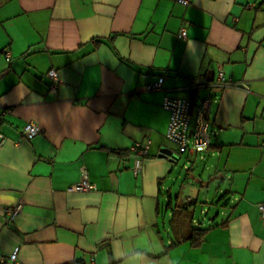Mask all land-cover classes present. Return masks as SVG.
I'll use <instances>...</instances> for the list:
<instances>
[{
  "label": "crops",
  "instance_id": "1",
  "mask_svg": "<svg viewBox=\"0 0 264 264\" xmlns=\"http://www.w3.org/2000/svg\"><path fill=\"white\" fill-rule=\"evenodd\" d=\"M219 70L246 87L214 93L211 147L182 156L205 160L203 181L222 174L232 199L199 222V191L184 179L190 195L173 198L179 161L158 157L161 102ZM0 74V264L16 246V264H264V0H0ZM147 140L135 176L131 146ZM82 166L95 187L74 191Z\"/></svg>",
  "mask_w": 264,
  "mask_h": 264
},
{
  "label": "built area",
  "instance_id": "2",
  "mask_svg": "<svg viewBox=\"0 0 264 264\" xmlns=\"http://www.w3.org/2000/svg\"><path fill=\"white\" fill-rule=\"evenodd\" d=\"M187 5L189 0H177ZM178 37H186V29L181 27ZM6 59L10 53L5 52ZM50 80V89L56 90L60 84L58 71L50 68L47 71ZM164 75H156L146 88L148 90H161L163 88ZM246 87L244 82L234 83L228 79L221 70L218 71L215 79L204 77L191 78L188 84L180 88L186 92L184 96L164 95L161 106L168 113V124L165 136L175 145V149L168 148L169 153H164L165 158L172 163L179 161L182 155L193 156L200 155L207 151L212 144V138L218 133L210 126V115L212 105L215 102L214 93L225 87ZM206 90L207 94H202ZM40 132V128L33 122H27L21 127V134L25 138H32ZM149 141L145 143H135L131 150L136 153L135 163L132 172L137 176L143 167V158L149 153ZM81 178L73 186L74 191H89L95 186L89 181L88 172L85 166L81 167ZM22 208L21 203L5 208L7 220H14ZM261 216L264 217V203L258 204ZM18 250L16 246L6 257L2 258V263L16 264L18 261Z\"/></svg>",
  "mask_w": 264,
  "mask_h": 264
},
{
  "label": "rangeland",
  "instance_id": "3",
  "mask_svg": "<svg viewBox=\"0 0 264 264\" xmlns=\"http://www.w3.org/2000/svg\"><path fill=\"white\" fill-rule=\"evenodd\" d=\"M167 145L170 148L175 149V145L172 142L168 141ZM201 155L205 156V152L201 153ZM185 164L188 168H192L190 172H187L188 170L186 167H183ZM204 165L205 160L202 161L199 157H197L193 164H190V161L186 160L185 156H182L179 159V162L174 165L173 180L168 184V186L171 187V194L173 198L178 195L182 202H184L186 197L191 193V190H189V187L185 184L184 179L186 182L192 184V188H196V190L199 191L197 196L198 203L194 211V216L199 222H202V220H204L207 216L210 218L218 211H224V209L227 208V206H225L224 199L225 201H228V204L230 203V199H232V197H223V192L225 190L224 186L221 184V180L211 181L209 185L202 187L200 184L195 183L194 180L187 177L189 173L199 176L204 169ZM178 175L180 176L179 178H177ZM196 195L197 194L195 193V197ZM208 221L209 219L205 222ZM200 224L202 225V223Z\"/></svg>",
  "mask_w": 264,
  "mask_h": 264
},
{
  "label": "trees",
  "instance_id": "4",
  "mask_svg": "<svg viewBox=\"0 0 264 264\" xmlns=\"http://www.w3.org/2000/svg\"><path fill=\"white\" fill-rule=\"evenodd\" d=\"M206 231L207 229L192 226L188 235L184 239L186 240L188 239L191 241L192 244L197 245L202 241ZM2 264H5V263H2Z\"/></svg>",
  "mask_w": 264,
  "mask_h": 264
},
{
  "label": "water",
  "instance_id": "5",
  "mask_svg": "<svg viewBox=\"0 0 264 264\" xmlns=\"http://www.w3.org/2000/svg\"><path fill=\"white\" fill-rule=\"evenodd\" d=\"M0 76H1V74H0ZM169 152H170V150L168 148H162L160 150V153L158 154V157H164L165 156L164 153H169ZM222 176H223L222 174H217V175H214V176L210 177L208 180H205V181H203L200 178L196 177L194 174H190L189 178L194 180L196 183L201 184L202 186H207L209 181L218 180Z\"/></svg>",
  "mask_w": 264,
  "mask_h": 264
}]
</instances>
